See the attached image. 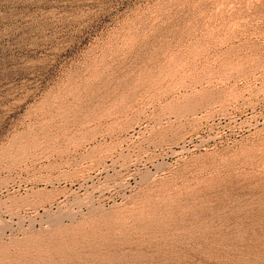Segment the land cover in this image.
I'll return each mask as SVG.
<instances>
[{"label": "rangeland", "instance_id": "1", "mask_svg": "<svg viewBox=\"0 0 264 264\" xmlns=\"http://www.w3.org/2000/svg\"><path fill=\"white\" fill-rule=\"evenodd\" d=\"M0 264H264V0H0Z\"/></svg>", "mask_w": 264, "mask_h": 264}]
</instances>
